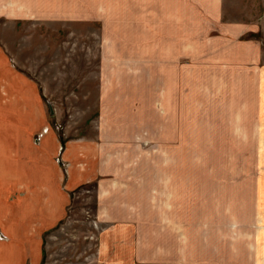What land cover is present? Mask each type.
Instances as JSON below:
<instances>
[{
    "label": "rangeland",
    "instance_id": "1",
    "mask_svg": "<svg viewBox=\"0 0 264 264\" xmlns=\"http://www.w3.org/2000/svg\"><path fill=\"white\" fill-rule=\"evenodd\" d=\"M100 1L70 0L68 17L58 21L51 15L44 20L28 13L8 18L0 14V60L6 58L0 64L1 94L19 91L18 105L30 110L35 105L32 88H38L49 119L41 131L52 129L59 142L54 162L61 167L63 188L69 179H78V166L91 167L88 172L96 167L105 183L121 179L124 184L114 190L110 183L90 184L81 177L68 191L67 218L44 241L43 264H122L127 258L141 262L138 254L153 264L156 260L149 256L159 230L194 225L202 234L206 215L214 226L224 215L232 224V214L249 219L255 212L259 171L253 141H247L252 126L237 116L240 83L247 79L227 77L226 64L189 68L193 59L184 54L175 59L181 70L170 71L166 59L172 54L153 40L156 26L149 27L150 45L105 44L118 41L110 33L125 34L127 21L119 26L109 18L110 11L126 16L127 0ZM6 2L0 0V7ZM129 5L130 11L136 7L133 0ZM219 7L226 22L256 29L249 35L261 47L264 66V0H221ZM136 16L146 21L148 14ZM4 99L8 104V94ZM40 133L34 137L38 145ZM78 144L89 145L87 162L65 161L66 146L76 149ZM96 149V155L104 154L97 159ZM107 155L116 157L107 160ZM101 195L104 203L116 202L113 216L96 212ZM122 215L129 222L116 220ZM184 236L197 243L194 230ZM7 240L0 232V242Z\"/></svg>",
    "mask_w": 264,
    "mask_h": 264
},
{
    "label": "crops",
    "instance_id": "2",
    "mask_svg": "<svg viewBox=\"0 0 264 264\" xmlns=\"http://www.w3.org/2000/svg\"><path fill=\"white\" fill-rule=\"evenodd\" d=\"M129 1L127 0L125 6V14L129 17L123 12L117 14L110 11L109 18L119 26L122 20H126L125 34L119 31L110 33L111 37L116 36L118 41L109 39L105 44L150 45L149 27L156 26L153 40L157 46H164L172 54L166 59V62L170 63V71L181 70L179 62L175 59L184 54L193 59L194 63L190 61L189 68H198L200 64L197 63H201L200 66L212 64L211 67L226 64L227 69L223 71L228 72L227 77L235 74L237 76L234 77L247 79L240 83L242 91H239L241 96H238L237 116L245 117L247 124L252 126L247 141H253L254 164H257L259 171L253 200L255 212L249 219H238V215L234 213L232 224L224 215L212 226L213 219L206 215L202 234L197 233L194 225L188 230L180 227L177 229L176 226L165 227L159 230L157 246L154 247L156 254L153 252L149 259L156 260L153 264H264V66L261 65V47L257 40L249 35V32H255L256 29L244 24L226 22L219 7L221 0H133L136 7L133 6L132 11ZM69 2L70 0H7L6 6L0 7V14L8 18L20 12L28 13L36 19L45 20L51 15L55 21L64 20L69 14ZM79 3L86 6L81 1ZM98 3L101 1L97 0ZM216 5L218 9L215 15ZM7 6L15 10L7 11ZM143 13L149 17L151 13L156 16L150 19L145 16L146 21L136 16ZM215 30L218 33H214ZM218 44V49H215L214 46ZM2 54L5 55V51ZM161 54L165 55L164 49H161ZM5 62V57L0 60L1 65H5ZM62 62L63 59L59 60L58 65L62 66ZM130 63L133 61L130 60ZM180 76L182 75L175 74L174 78ZM37 89L35 86L32 88V95L29 93L35 104L30 110L18 105L19 91L5 92L2 96L0 90V232L8 239L6 242H0V264H43L44 241L53 237L57 227L67 218L70 207L68 191L79 185L81 177L88 179L90 184L110 183L114 190L124 185L120 184L123 182L121 179L105 183V175H101L102 171L96 167L88 172L91 167L81 169L78 166V179H69L63 188L61 167L54 162L59 142L52 129L47 133L41 131L45 126L48 127L49 119L45 117V108ZM6 94L10 100L8 104L4 99ZM236 117H233L234 121L238 119ZM174 123L178 124L176 121ZM236 124H239V121H236ZM37 133L42 135L39 145L34 142ZM79 145L76 149L67 145L63 159L67 161L72 158L74 163L87 162L90 158V147ZM96 153L97 149L94 158L104 155ZM114 157L116 156L107 155V160ZM116 170L115 165L114 171ZM99 185L97 186L100 188ZM104 195L99 196L101 199L96 212H100L101 217L105 210L106 217L113 216V206L116 202H102ZM173 202L176 204L175 200ZM116 220L129 222L125 215L117 217ZM173 221L179 220L174 217ZM192 221L200 223L202 220ZM193 230L197 243L191 244L193 242L186 241L184 235ZM204 232L207 234L205 237ZM111 248L113 247L110 246L109 249ZM114 251L116 254L119 249L115 248ZM137 256L141 262L127 258L121 263L151 264L145 262L143 254ZM98 263L103 264L100 261Z\"/></svg>",
    "mask_w": 264,
    "mask_h": 264
}]
</instances>
